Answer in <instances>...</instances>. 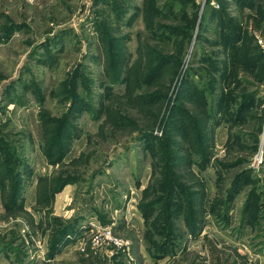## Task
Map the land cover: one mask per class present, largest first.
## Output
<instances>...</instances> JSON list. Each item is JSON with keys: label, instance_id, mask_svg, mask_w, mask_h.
I'll return each mask as SVG.
<instances>
[{"label": "rangeland", "instance_id": "rangeland-1", "mask_svg": "<svg viewBox=\"0 0 264 264\" xmlns=\"http://www.w3.org/2000/svg\"><path fill=\"white\" fill-rule=\"evenodd\" d=\"M258 37L264 0H0V264L143 263L99 227L143 264H264Z\"/></svg>", "mask_w": 264, "mask_h": 264}, {"label": "crops", "instance_id": "crops-1", "mask_svg": "<svg viewBox=\"0 0 264 264\" xmlns=\"http://www.w3.org/2000/svg\"><path fill=\"white\" fill-rule=\"evenodd\" d=\"M91 211H93V213L95 212L96 214H98V210L96 209V208H91L90 209ZM90 210H89V212H87V213H85L84 214V218H86V219H88V222H89V220H90V222H92V223H94V218L92 217V214L90 213ZM91 214V215H90ZM133 215V214H132ZM85 219V220H86ZM125 219V218H124ZM128 219V218H127ZM95 224V223H94ZM106 224V223H105ZM142 225V224H141ZM140 225V226H141ZM91 226V225H90ZM143 226V225H142ZM124 227H126V228H131V229H129V230H131V231H133V232H135V233H137V236H139L138 235V233H140V231H139V227L137 226V227H135V229L133 228V227H129V222L128 223H125V226ZM87 231V229L85 230V232ZM87 234V233H86ZM86 236L87 235H85V234H80L78 237H79V239L78 240H75V241H73L71 244H69L68 245V247H65L64 249H62V251H67L68 250V248H74V249H79V250H81L82 249V246H83V250H85V253H86V251H87V253H88V256H92V253H91V251H90V248L91 247H89V244H86L87 242H86ZM124 237V236H123ZM125 238H127L128 239V242H129V247H131V253H133V252H140L141 253V255L143 256V263H145V262H148V259H150V256H149V254H147V250H148V248H147V246L145 247V244H143L142 242H138V241H140L139 239L138 240H136L135 242H133L132 240H131V238H128V237H125ZM139 238V237H138ZM136 242H138L139 243V250L138 249H136L137 247H136V245H135V243ZM146 248V249H145ZM138 254V253H137ZM133 255V254H132ZM100 258H102V259H107L108 258V256H106V255H104L103 254V256L101 255V257L99 256V259ZM122 259H125V254L123 255V257H121ZM164 259V257H162V258H159L158 260H163ZM118 260H121V259H119L118 258ZM121 261H123V260H121ZM142 263V264H143ZM134 264V263H133Z\"/></svg>", "mask_w": 264, "mask_h": 264}, {"label": "built area", "instance_id": "built-area-1", "mask_svg": "<svg viewBox=\"0 0 264 264\" xmlns=\"http://www.w3.org/2000/svg\"><path fill=\"white\" fill-rule=\"evenodd\" d=\"M261 37H258V41L262 42ZM128 241L120 236L114 235L109 227H99L95 231V235L92 239V245L94 247H102L110 245L117 250H128Z\"/></svg>", "mask_w": 264, "mask_h": 264}, {"label": "trees", "instance_id": "trees-1", "mask_svg": "<svg viewBox=\"0 0 264 264\" xmlns=\"http://www.w3.org/2000/svg\"><path fill=\"white\" fill-rule=\"evenodd\" d=\"M235 181V180H234ZM237 183V180L232 184L233 186L235 185ZM159 204V201H157V200H150V202H148L147 203V205H148V208H147V210L146 211H148V213H151V209L153 208V207H155L156 205H158ZM68 225H63L62 227H61V229L60 230H58V232H57V234H56V236H55V240H60V238L62 237V236H64L66 233H67V231H66V227H67ZM197 226L198 225H195V223L192 225V228H195L194 230H196V228H197ZM162 233H165V235L166 236H168L167 237V239H165L166 238V236L165 235H162L163 237H165L164 239H162L160 242H158V245H156V248H157V250H160V249H164V248H166V245H167V241L169 240V238H172V231L171 230H169V231H167V232H165L164 230L162 231Z\"/></svg>", "mask_w": 264, "mask_h": 264}]
</instances>
